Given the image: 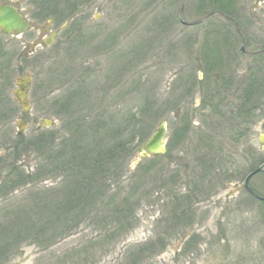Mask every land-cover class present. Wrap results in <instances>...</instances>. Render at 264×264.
Here are the masks:
<instances>
[{"label":"rangeland","instance_id":"obj_1","mask_svg":"<svg viewBox=\"0 0 264 264\" xmlns=\"http://www.w3.org/2000/svg\"><path fill=\"white\" fill-rule=\"evenodd\" d=\"M10 1L34 27L0 33V243L25 235L0 264H264V54H249L248 1ZM213 10L240 32L221 14L179 19ZM162 122L165 153L142 157Z\"/></svg>","mask_w":264,"mask_h":264},{"label":"water","instance_id":"obj_2","mask_svg":"<svg viewBox=\"0 0 264 264\" xmlns=\"http://www.w3.org/2000/svg\"><path fill=\"white\" fill-rule=\"evenodd\" d=\"M181 11H182V8H181ZM213 13L214 12L209 13L193 21H184L182 20L181 16L179 17V19L185 25H194V24L201 22L202 20L212 15ZM229 19L233 22L237 31L240 32V28L238 27V24L232 18H229ZM28 27H29L28 23L24 21V19L22 18V15L19 12H17V9L14 6H10V5L0 6V29H2L6 33H13V32L21 33L27 30ZM49 42H51L50 39L45 41V43L47 44ZM36 45L37 43L35 42L31 44L30 47H34ZM240 50L242 53H247L244 50L243 44ZM30 84H31V78L29 75L25 74L20 79L17 80L16 82L17 88L15 89V92H14L16 100L19 102V104L22 106L23 111L25 112L29 111L30 109V104L28 102V91L30 88ZM45 122H48L50 124V121L48 120H45ZM18 125L21 128H23L25 126L24 121L22 119L19 120ZM165 131H166L165 123L162 122L154 130L151 136L140 146L139 151H140L141 156H157V155L165 153L166 148L163 143V136L165 134ZM258 170H261V168ZM255 172L256 171L251 172L247 175L245 179V184H244L246 187H247V182L250 176H252Z\"/></svg>","mask_w":264,"mask_h":264},{"label":"flooded vegetation","instance_id":"obj_3","mask_svg":"<svg viewBox=\"0 0 264 264\" xmlns=\"http://www.w3.org/2000/svg\"><path fill=\"white\" fill-rule=\"evenodd\" d=\"M247 1H248V20H249V24L252 28L251 33L248 36L250 46L252 47V50L249 51V54L253 58V60L256 61V59H259L261 54H264V43L262 44V46H259V44H261V43L258 42V40H259L258 38L261 36L264 37V33H262V35H261L257 32V26H259V25L263 26L264 25V0H247ZM3 5H10V6L16 7L18 12H20L22 14L23 18L26 21L30 22L28 29H33L34 20L31 19L30 17H27L24 10H21L18 7V4L16 2H14V1L12 2L10 0H0V6H3ZM51 21L52 20H50V23H48L47 26L45 25V26H42L40 28V31L42 34L41 41H45V38L47 37V39H48V37L50 35L52 36V38H51L52 40L55 39V37L58 33V30L56 31L53 29ZM63 23L65 25H67L68 21H64ZM62 24L59 26L58 29H60L62 27ZM0 33L7 34L1 29H0ZM53 33H54V35H53ZM257 33H258V35H257ZM9 35H12V34H9ZM253 196L256 197L260 201H264V196H262L258 193H253Z\"/></svg>","mask_w":264,"mask_h":264},{"label":"trees","instance_id":"obj_4","mask_svg":"<svg viewBox=\"0 0 264 264\" xmlns=\"http://www.w3.org/2000/svg\"><path fill=\"white\" fill-rule=\"evenodd\" d=\"M221 11H223L224 13H226L227 15H229V16H231L228 12H226V11H224V10H221ZM49 15V14H48ZM231 17H233V16H231ZM234 19L237 21V18H235L234 17ZM229 54V53H228ZM222 61V60H221ZM251 87V84H250V82H249V80H248V85H247V87L245 88V94L243 93V95H242V97H244L243 98V100H245V101H248V99H249V96H248V93H247V95H246V92H249L250 91V87ZM208 87H207V84H206V89H207ZM229 89H231V86H230V88ZM231 91L232 90H229V94L228 95H230V93H231ZM207 94L208 95H205V98L206 99H209V100H212L213 98L212 97H214V96H218L219 95V93L221 92L220 90H219V88H218V86H216L214 89L213 88H209V89H207ZM239 108H240V110L243 108V106H241V105H239V107L237 106V109L239 110ZM123 149V147H122V145L119 143H116V144H114L107 152L105 151V152H103V153H98V154H96V155H92L93 157L92 158H90L89 160H90V163H89V169H88V171H87V173H92V174H95V173H98L96 170H99V171H101V168H103L104 167V161H113L115 158H117L118 156L117 155H120V153L119 154H116V155H114V152H116V151H120V150H122ZM122 152H123V150H122ZM117 156V157H116ZM80 160H82V161H84L82 158H80ZM85 162V161H84ZM254 170H256V169H254ZM101 172H103V171H101ZM19 177H21V175H19ZM79 178H80V181H82V179H84V175H82V174H80L79 175ZM77 181V180H76ZM78 184V183H77ZM74 190H76V189H74ZM74 190H73V192H74ZM71 194V190L69 189V196L70 197H73V196H71L70 195ZM121 212V211H120ZM32 227H33V225H32ZM31 227V228H32ZM29 229H27V231H28ZM27 231H26V233H27ZM13 237V236H12ZM23 237H25V235L23 236L22 235V233H20L19 235H18V239H14L16 242H13V243H11V244H7V243H4V245H3V243H0V258H5L6 257V255L8 254V253H10L11 251H14L12 248H15L18 244H17V242L19 241V239L20 238H23ZM2 259V260H3Z\"/></svg>","mask_w":264,"mask_h":264}]
</instances>
